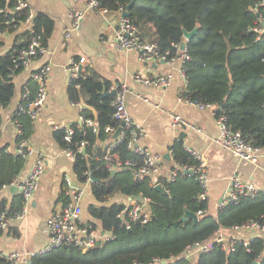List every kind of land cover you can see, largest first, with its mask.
<instances>
[{
	"label": "trees",
	"instance_id": "1",
	"mask_svg": "<svg viewBox=\"0 0 264 264\" xmlns=\"http://www.w3.org/2000/svg\"><path fill=\"white\" fill-rule=\"evenodd\" d=\"M18 1L0 0L1 33L15 30L27 18L30 8L17 10ZM131 1L102 0V5L113 12L127 10L129 19L140 29L142 37L157 42L163 53L168 52L167 59L179 56L178 45L185 40L184 30L198 27L197 33L187 42L190 58L184 62L188 80L181 91L182 97L216 106L217 113L226 114L229 124L239 130L247 142L264 148V40L258 39L251 29L258 13L264 14V6L255 10L259 0H135L130 4ZM34 29L47 47L54 20L38 12ZM33 34L25 28L20 33L21 42L0 53V127L1 110L15 95L14 78L25 69L18 57ZM74 60L79 62L80 58ZM83 63L78 76L69 82L68 94L73 102L84 101L95 108L97 116L89 109H82L84 119H92L95 125L76 122L72 125L74 132L69 142L65 140V129L56 130V135L63 148L76 151L74 172L78 181L84 183L88 175L95 179L91 182V191L98 203L88 204L87 209L113 236L86 251L75 245L52 248L35 255L32 264H148L155 257L173 259L170 264H192L183 255L187 246L210 240L219 228L231 229L251 220L264 223L262 192L254 198L221 205L216 216L206 211L197 221L181 220L186 208L196 213L208 209V201L198 199L202 188L193 175L182 174L172 182L161 175L158 180L168 190L166 194L155 188L151 177L139 179L131 168L109 170L105 154L114 138L106 127L119 126L112 105L114 95L103 96V91H108L111 83L99 79L94 70L85 75L88 67ZM26 87L30 93L21 97L12 116L23 131L17 141L29 139L34 122L27 110L35 99L38 84L29 78L22 90ZM128 140L126 136L119 141L114 152L121 160L139 159L140 156L128 147ZM82 142V151L78 152ZM171 150L176 163H198L185 149L182 139L176 140ZM24 164L22 156L2 148L0 190L4 185L12 184ZM117 194L150 198V219L142 224L120 217L125 204L110 201ZM60 198L67 202L64 190ZM8 205L0 201V213L5 211L8 216H13L24 205L22 195L15 194ZM93 227H96L95 223ZM252 248L249 252L240 245L235 251L225 252L216 246L211 251L200 252L194 264H252L258 259L264 264V238L254 237ZM3 262L4 258L0 256V264Z\"/></svg>",
	"mask_w": 264,
	"mask_h": 264
},
{
	"label": "crops",
	"instance_id": "2",
	"mask_svg": "<svg viewBox=\"0 0 264 264\" xmlns=\"http://www.w3.org/2000/svg\"><path fill=\"white\" fill-rule=\"evenodd\" d=\"M27 1L35 13H44L54 20V29L47 41L48 51L33 60L29 67L14 78L15 95L11 103L1 110L0 154L4 147L8 152L16 151V129L12 116L19 106L23 85L34 70L44 64H50L48 96L39 116L33 122L29 137V143L35 152L28 155L17 178L27 175L38 152L44 156V172L37 190L29 201L26 216L23 219H12L8 228L0 233V249L4 251L39 249L47 244L50 235L47 218L54 209L65 203L60 198V194L65 191L66 176L70 177L75 185L84 189L82 219L91 224L95 223L96 233L105 232L87 209L88 204L98 203L92 194L91 184L84 185L78 181L74 172V160L65 154L54 128L55 125H59L62 129L72 126L82 116L83 108L80 102H73L68 94V66L76 57H85L83 65L88 67L85 68V75L94 70L99 79L111 83L108 91H112L122 82L128 84L126 105L135 122L141 124L145 130L140 144L148 147L153 154L164 156L162 176H166L173 166L172 156L168 159L165 154L170 152L176 140L182 139L184 146L204 153L209 179L208 214L217 215L233 174L238 175L242 180L254 182L259 191L264 193V148H261L258 161L253 163L238 158L229 149L216 143L219 129L213 113L215 106L202 108L181 98V91L186 87L187 82L178 74L181 66L179 58L172 66L166 60L143 61L135 50L117 49L113 43L118 28L117 16L114 14L107 18L97 10L89 11L81 26L66 36V29L70 24V11L84 8L85 0ZM146 27L150 26L147 24ZM23 30L25 25L22 24L15 30L1 33L0 53L8 51L16 43L21 42L20 33ZM139 71L145 76L174 71L175 79L169 86L156 87L136 81L134 75ZM174 115H179L184 122L174 124ZM12 186L0 190V201H5L9 205L14 195L19 193L18 188L15 191ZM139 199L142 198L117 194L111 197L110 201L130 205ZM254 234H256L254 229L238 232L242 237H250ZM259 234L264 238V233Z\"/></svg>",
	"mask_w": 264,
	"mask_h": 264
},
{
	"label": "built area",
	"instance_id": "3",
	"mask_svg": "<svg viewBox=\"0 0 264 264\" xmlns=\"http://www.w3.org/2000/svg\"><path fill=\"white\" fill-rule=\"evenodd\" d=\"M259 6H264V0H259L255 10L259 11ZM29 7L27 0H19L16 9H22ZM91 10H97L104 14L107 18L117 16V30L114 34L113 43L117 49L121 50H135L139 58L143 61H157L166 60L172 66L175 64L177 58L181 60V66L179 67V76L187 82V74L184 68V62L190 58L187 45L184 49L180 50L179 56L167 59V54L163 53L157 42L148 40L142 37L140 29L132 23L128 16L124 15L125 9H120L118 12H113L107 7L102 5V0H85L84 8H76L70 11V24L66 29V36H69L71 31L81 26L87 13ZM36 13L30 8V12L21 24L25 25V28L34 33L32 35L30 43L21 50L18 59L24 68L30 66L33 60L40 58L44 55L48 48L42 43V36L37 34L34 29V18ZM9 22V21H8ZM251 29L256 33L258 39L264 40V14L258 13L257 20ZM1 34V31H0ZM186 40V39H185ZM85 62V57L80 58L77 62L74 59L68 66V80L71 82L73 78L78 76L80 72V64ZM51 66L50 64H44L37 70L31 73L30 78L38 84L37 93L35 99L28 105V113L31 118L35 120L44 106V103L48 96L49 89V75ZM136 81L143 82L148 85L156 87H166L172 84L175 79V72L168 71L166 73L145 76L140 71L134 75ZM116 93L114 94L112 105L114 106V117L121 126V132L118 138H114V141L109 145L108 151L105 154V159L108 164L109 170H116L120 168H131L134 170V174L139 179L151 177L152 184H162L158 179L162 175L164 156L162 154H153L151 150L140 144L145 130L141 124L135 122L127 105L126 94L129 91V86L126 82H122L115 86ZM30 93L26 87L22 93V96H26ZM183 100L196 104L202 108H211V104H203L200 102L192 101L190 99L181 97ZM215 121L219 129V135L216 138V143L229 149L235 156L240 159L248 160L256 163L261 155V148L253 146L245 140L242 133L239 130H235L229 124L228 117L224 113H217V107L213 110ZM86 121L88 125H95L92 119H84L80 116L79 122ZM12 122L16 129V139L23 135L22 128L17 120ZM184 122L179 115L173 116V123L179 124ZM118 126V127H119ZM118 127L107 126L106 131L114 133ZM56 130L62 129L59 125H55ZM65 129V140L70 141L74 132L72 126H67ZM128 136V147L134 150L139 156V159H126L121 160L119 155L114 152L116 144L123 138ZM84 142L78 147V152L82 151ZM185 149L192 155L194 159L198 161L192 165H181L176 163L173 158L172 150H170L173 166L166 173L168 182L175 181L182 174H188L185 171L191 170L195 180H197L202 188L199 194V200H208L209 195V179L206 169L207 160L203 152L194 149L192 147L184 146ZM35 149L30 145L29 139L23 138L17 141L16 151L17 155L22 156L26 161L29 154L34 153ZM65 154L72 160L75 159V153L71 148H64ZM44 172V156L41 152L37 153V157L32 167L29 169L27 175L23 178H16L11 185H4L3 188L12 185L17 186L18 192L24 199L23 207L17 211L13 216H8L5 211L0 213V233L6 230L12 219H23L28 211L29 201L39 186V181L42 173ZM93 178L88 175V178L84 182V185L91 184ZM65 193L68 196V201L62 203L59 207L54 209L47 218V227L50 233L47 244L39 249H14L11 251H4L0 249V256L4 258L2 264H28L32 261L35 255L43 254L50 251L52 248L75 245L83 249V251L95 246L96 243L106 241L111 238L112 232L105 231L103 234H98L95 231L93 224L85 222L82 219L83 213V195L84 189L74 184L73 180L65 177ZM164 186V185H163ZM260 193L258 186L250 180H242L238 175L233 174L231 176L230 187L225 194L224 202L221 205L229 202H240L242 199L254 198ZM142 199L133 201L130 205H125L124 210L119 214L120 217H126L130 222L138 221L142 224L146 223L150 219V212L148 206L150 204V198L141 197ZM207 209L198 210L197 214L200 217ZM246 229H254L256 234L250 237H242L238 235L239 231ZM259 233H264V223L256 220L248 221L241 225H236L231 229L219 228L215 231L213 237L207 241H198L192 245L187 246L184 256L189 258L192 264L195 263L196 257L200 252H208L213 250L216 246H219L225 252L235 251L240 245H243L247 251H252L253 239L256 236H261ZM263 237V236H262ZM194 255L193 257H191ZM173 259H165L162 257H155L148 264H170ZM261 264V259H258ZM138 264V263H132Z\"/></svg>",
	"mask_w": 264,
	"mask_h": 264
},
{
	"label": "water",
	"instance_id": "4",
	"mask_svg": "<svg viewBox=\"0 0 264 264\" xmlns=\"http://www.w3.org/2000/svg\"><path fill=\"white\" fill-rule=\"evenodd\" d=\"M135 0H132L131 1V3L130 4H132L133 2H134ZM129 7V6H128ZM123 14L124 15H126V16H128L129 15V13H128V11L127 10H125L124 12H123ZM197 31H198V27H195L193 30H191V31H188V30H184V37H185V39L186 40H184L182 43H181V45H180V47H181V49H184L185 47H186V45H187V42L197 33ZM116 93V90L115 89H113L112 91H104L103 92V96H106V95H109V94H115ZM80 105H81V107L83 108V109H89V110H91L92 112H93V114L95 115V116H97V112H96V110H95V108L94 107H92V106H90V105H88L87 103H85L84 101H81L80 102ZM120 132H121V126H119L118 128H117V130L113 133V135H112V137L113 138H118V136L120 135ZM165 157L166 158H168V159H171V155H170V152H167L166 154H165ZM124 169H127V168H124ZM114 172H115V170H114ZM186 173H193L191 170H189V169H187L186 171H185ZM94 181H95V179H93ZM13 190H17V186H12L11 187ZM155 188L157 189V190H159V191H161V192H164V193H166V194H168V190L162 185V184H157L156 186H155ZM187 219H192L193 221H197L198 219H199V216H198V214L196 213V212H194V211H192V210H190V209H188V208H186L185 209V212H184V214H183V216L181 217V220H187ZM28 264H32V261H29V263ZM252 264H260V261H258V260H255V261H253L252 262Z\"/></svg>",
	"mask_w": 264,
	"mask_h": 264
},
{
	"label": "rangeland",
	"instance_id": "5",
	"mask_svg": "<svg viewBox=\"0 0 264 264\" xmlns=\"http://www.w3.org/2000/svg\"><path fill=\"white\" fill-rule=\"evenodd\" d=\"M91 198V197H90ZM92 199V198H91Z\"/></svg>",
	"mask_w": 264,
	"mask_h": 264
}]
</instances>
